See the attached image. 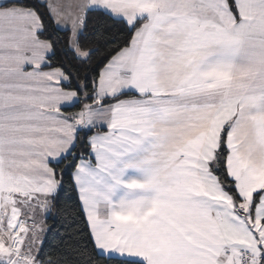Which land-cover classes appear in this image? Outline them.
Listing matches in <instances>:
<instances>
[{
    "label": "snow or ice",
    "instance_id": "obj_1",
    "mask_svg": "<svg viewBox=\"0 0 264 264\" xmlns=\"http://www.w3.org/2000/svg\"><path fill=\"white\" fill-rule=\"evenodd\" d=\"M0 264H264V0H0Z\"/></svg>",
    "mask_w": 264,
    "mask_h": 264
}]
</instances>
